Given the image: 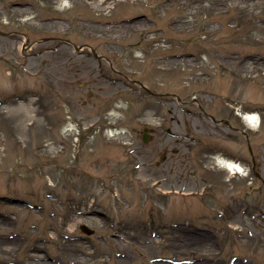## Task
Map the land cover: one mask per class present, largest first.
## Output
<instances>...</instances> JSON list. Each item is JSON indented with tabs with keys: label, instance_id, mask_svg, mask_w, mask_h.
Here are the masks:
<instances>
[{
	"label": "rangeland",
	"instance_id": "obj_1",
	"mask_svg": "<svg viewBox=\"0 0 264 264\" xmlns=\"http://www.w3.org/2000/svg\"><path fill=\"white\" fill-rule=\"evenodd\" d=\"M0 30V264H264V0H0Z\"/></svg>",
	"mask_w": 264,
	"mask_h": 264
},
{
	"label": "flooded vegetation",
	"instance_id": "obj_2",
	"mask_svg": "<svg viewBox=\"0 0 264 264\" xmlns=\"http://www.w3.org/2000/svg\"><path fill=\"white\" fill-rule=\"evenodd\" d=\"M55 39L61 40L60 42H62V44H70V43L66 42V40H63L62 38H55ZM40 43L41 42L31 43L30 39H28L26 41L25 49L32 50L34 47L38 46ZM82 47L85 48V46H82ZM56 49L58 50V48H56ZM87 49H89V48H87ZM41 51L42 52L39 55H43L44 52L51 51V49L42 48ZM23 54H25V52ZM30 55H32V54H30ZM91 56H93V55H91ZM100 57H101L100 60H102V61L106 60V61L109 62V60L107 58H105L104 56L101 55ZM173 99L175 100L174 97H173ZM178 103L183 105L184 107H190V106H195V105L197 106L198 105L200 110L203 113L207 114V110L204 108L203 105L198 103V99L197 98H194V100H192V101H187V100H184V99L181 98V100H179ZM229 109H231L232 112H230L229 117H227L226 119L222 118L220 120H217L215 117H213V116H211L209 114H207V115L210 118L211 122L214 123L216 126H225V127L229 128L230 130H233V101L231 103H229ZM189 114H190V112H189ZM172 118H174V117L172 116ZM229 124L232 126V128L229 126ZM93 215H96V216H99V217H105L104 214L97 213V212H94Z\"/></svg>",
	"mask_w": 264,
	"mask_h": 264
},
{
	"label": "bare ground",
	"instance_id": "obj_3",
	"mask_svg": "<svg viewBox=\"0 0 264 264\" xmlns=\"http://www.w3.org/2000/svg\"><path fill=\"white\" fill-rule=\"evenodd\" d=\"M30 50V49H29ZM243 118L250 123L252 126H257L258 122H259V118L256 114H247V115H243ZM219 164H223L222 162ZM224 166L227 168L228 171L230 172H237V173H241L243 171V168L238 165L233 163L232 161H225L224 162Z\"/></svg>",
	"mask_w": 264,
	"mask_h": 264
},
{
	"label": "water",
	"instance_id": "obj_4",
	"mask_svg": "<svg viewBox=\"0 0 264 264\" xmlns=\"http://www.w3.org/2000/svg\"><path fill=\"white\" fill-rule=\"evenodd\" d=\"M82 230H83L84 232H86L87 234H91V232L88 231V230H87V227H85V226L82 227Z\"/></svg>",
	"mask_w": 264,
	"mask_h": 264
}]
</instances>
